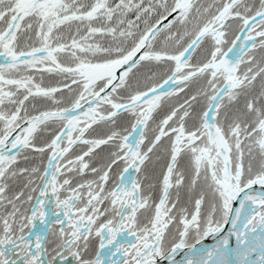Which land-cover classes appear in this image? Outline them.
<instances>
[{"label": "snow or ice", "instance_id": "1", "mask_svg": "<svg viewBox=\"0 0 264 264\" xmlns=\"http://www.w3.org/2000/svg\"><path fill=\"white\" fill-rule=\"evenodd\" d=\"M0 264H264V0H0Z\"/></svg>", "mask_w": 264, "mask_h": 264}]
</instances>
